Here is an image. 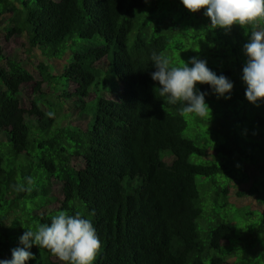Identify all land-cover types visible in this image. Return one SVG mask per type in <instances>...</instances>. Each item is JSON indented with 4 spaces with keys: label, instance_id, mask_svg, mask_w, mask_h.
I'll return each instance as SVG.
<instances>
[{
    "label": "trees",
    "instance_id": "1",
    "mask_svg": "<svg viewBox=\"0 0 264 264\" xmlns=\"http://www.w3.org/2000/svg\"><path fill=\"white\" fill-rule=\"evenodd\" d=\"M178 2L0 0V143L8 142L0 150V259L23 247L21 226L34 230L66 210L92 220L102 242L94 264H264V192L255 186L258 178L264 184V104L252 105L248 122L239 108L237 118L212 125L208 134L222 139L213 152L229 156L228 166L190 160L209 152L151 78L153 51L176 63L185 47L173 40L181 35ZM204 11L191 13L199 20ZM200 28L189 29L195 42ZM19 36L27 57L37 52L42 60L6 51ZM245 43H226L239 63ZM237 72L216 69L230 80ZM198 89L211 99L210 85ZM72 105L75 120L63 116ZM241 125L260 141L239 151ZM251 168L252 188L233 194L250 193L260 205L238 207L227 181L239 172L244 182ZM28 177L31 190L17 191L29 187ZM232 208H243L241 219ZM28 250L34 258L25 264H67L35 244Z\"/></svg>",
    "mask_w": 264,
    "mask_h": 264
},
{
    "label": "clouds",
    "instance_id": "2",
    "mask_svg": "<svg viewBox=\"0 0 264 264\" xmlns=\"http://www.w3.org/2000/svg\"><path fill=\"white\" fill-rule=\"evenodd\" d=\"M192 13L204 9V15L211 21L212 28L230 32L234 26L244 29L249 36L243 45L247 60L242 69V80L247 86L245 97L259 108L264 104V0H181ZM151 61L156 71L151 74L158 82L155 88L164 102L180 105L181 113L207 117L211 108L206 102L208 93L197 88V84L210 85L217 99H231L234 83L224 75H217L206 60L192 57L182 66H173L163 52L153 51ZM191 65V66H189ZM49 116L54 115L49 112ZM247 130H245L246 134ZM253 131L252 135H257ZM236 167H240L239 164ZM29 187L16 186L17 191H30L33 179L27 178ZM23 247L11 250V259H0V264H25L34 258L28 249L33 244L49 250L52 255L67 264H94L102 248V242L91 219L79 212L69 214L61 210L51 217V223H38L35 229H27L20 237Z\"/></svg>",
    "mask_w": 264,
    "mask_h": 264
},
{
    "label": "rangeland",
    "instance_id": "3",
    "mask_svg": "<svg viewBox=\"0 0 264 264\" xmlns=\"http://www.w3.org/2000/svg\"><path fill=\"white\" fill-rule=\"evenodd\" d=\"M179 6L178 9H180L181 13L179 14V18H176L174 20V30L180 31V36H174L173 40L180 41L182 43H185V47L181 48L180 52L175 53V55L180 59L178 62H171L172 65L176 66H182L183 62L189 61L192 57H198L199 59L206 60L207 67L211 68L212 71L216 73V69L218 71H222L225 69H237V75L238 78L242 76L241 71V65H243L245 62L239 63V59H237L239 56L234 55L232 53V46L230 44L226 43H245L246 42V35L243 28L239 26H234L230 32H225L223 29L219 28H212L211 27V21L208 17H206L203 14V17L199 18V20H195L193 14L187 10L184 5L181 3V0H179ZM165 5V4H164ZM199 25L201 28L199 32L202 33L201 40H198L195 42V40L192 39V34L190 32V27L194 25ZM22 43H25V36H19V37H12L9 41L5 44L6 51L13 55L16 59L23 60L24 62H27L28 59L32 60H42L40 55L37 52H31L34 56L27 57L25 47L22 46ZM5 53V52H4ZM6 54V53H5ZM183 57V58H182ZM182 58V60H181ZM238 60V62H237ZM28 65V63H26ZM191 66V65H189ZM217 74V73H216ZM234 78L231 81L234 83L233 91L231 92V99L225 100L223 98L217 99L216 95L213 94L211 99L206 100V102L209 104L211 108V113L207 117H198L195 114L185 113V119L188 121V123H192V132L191 136L194 137V140L198 143L199 147L205 148L208 150L209 155H207L205 158H198L196 156L191 157V161L194 163L199 164H205L207 161H212L216 165H229L231 158L229 156H224L222 154H216L213 152V148L218 142H222V139L220 138L216 142V138L212 135L208 134V132L211 130V127L214 122L217 120H222L223 116H227L228 119L231 117L230 115H233L235 118L236 115L233 114V111L238 110L241 108V111L239 112V116L242 117L244 115L246 117V121H249V116L252 113V104L249 103L246 99V97L241 98L239 97V94H242V89L246 88L247 86L244 84L242 79ZM200 84H197V88H199ZM68 102V101H67ZM63 107H67L65 104ZM72 108L69 106L63 116H67L68 118H71L75 120L76 118H73ZM237 130H241V133L239 135L240 138L237 139V142H239L238 149L239 151L243 150L244 143L248 144V149H251V147L254 145V143H257L260 141L259 138H253L248 135V130L241 126H236ZM245 130H247L245 134ZM227 131H230V129H227ZM188 136V134H186ZM5 135L0 134V140H5ZM5 146H8L7 140L4 143H0V150L3 152L5 151ZM244 154H248V152H245ZM243 161V162H242ZM242 161L239 163L240 165H243V168L245 169L244 165H248V162H246L245 158L242 157ZM242 167H238L237 170H241ZM252 169V168H251ZM249 169L247 172L248 175H246V179L244 182H238L240 179H242L245 174L239 173V172H233L229 176V180L227 181L228 187L232 189L229 194V198L232 197V201L234 200L238 207H241V205H249L250 208L255 207V205H260L257 201L255 196L251 195L250 193L245 194L242 197H235L233 194L235 191L233 189L238 190H245L247 188H252V185H254V182H252V173L254 170ZM252 172V173H251ZM218 176H215V180H218ZM214 179V178H213ZM261 181V182H260ZM263 179L258 178L255 186L259 189V191L264 192L263 187ZM236 205V208H237ZM232 208L233 215H236L237 219H241V211L243 208ZM246 208V207H245ZM33 209V210H32ZM262 209V208H261ZM31 211L33 212H41L38 211L35 206L32 208L29 206L26 210V212ZM256 218L252 219V222H254ZM246 222H250V220H246ZM21 233L22 235L27 230V228L21 226ZM30 229V228H29ZM33 229V228H31ZM20 240V239H19Z\"/></svg>",
    "mask_w": 264,
    "mask_h": 264
}]
</instances>
